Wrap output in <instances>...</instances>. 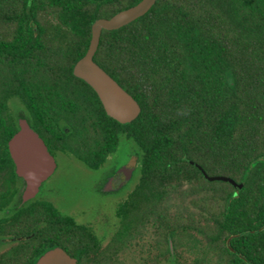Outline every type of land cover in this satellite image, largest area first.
Here are the masks:
<instances>
[{
	"label": "trees",
	"instance_id": "obj_1",
	"mask_svg": "<svg viewBox=\"0 0 264 264\" xmlns=\"http://www.w3.org/2000/svg\"><path fill=\"white\" fill-rule=\"evenodd\" d=\"M139 1L0 0V160L13 166L9 140L20 116L55 156L92 169L125 137L139 150L135 188L144 192L135 204L179 200L175 218L162 221L164 257L171 236L176 264H212L207 254L247 264L226 245L240 233L230 244L264 264V0H157L130 23L103 29L94 58L141 105L136 119L121 123L73 67L89 48L93 22ZM203 170L243 186L209 180ZM76 227L52 201L20 209L0 220V234L18 237L0 264H35L54 244L76 256Z\"/></svg>",
	"mask_w": 264,
	"mask_h": 264
},
{
	"label": "flooded vegetation",
	"instance_id": "obj_2",
	"mask_svg": "<svg viewBox=\"0 0 264 264\" xmlns=\"http://www.w3.org/2000/svg\"><path fill=\"white\" fill-rule=\"evenodd\" d=\"M16 103L20 105L19 102ZM20 107L23 110L22 105H20ZM13 110L15 113H18L15 108H13ZM17 131L18 129L16 132ZM79 161L88 169L94 171H102V166L105 164L104 163L99 169H92L83 160ZM69 165L71 164L66 165L64 169L69 170ZM58 168L59 160H57L56 156V168L52 175L39 185L34 195L25 197L24 193L27 182L23 177L18 175L15 160L13 159V166L6 164L4 160H0V220H10L17 211L27 208L34 203L52 201L64 215L70 216L74 220L78 230L79 245L76 256L70 254L59 244H54L49 248L61 246L67 253L76 259L77 264H115L116 255L117 259L121 261V264H176L177 256L172 237H168L171 250L170 257L167 255H165V257L163 256L160 243L162 234L161 225L164 216L165 219L175 218L179 203L176 195L160 201L161 203L165 202L167 204L166 206L158 204L156 206L151 205L146 207L145 205L135 204L137 199H133V196L144 191L135 188L138 181L134 188L124 189L133 179L134 174L132 175L131 170L134 168L128 167L126 164H121L116 168L112 165L108 166L106 168L107 172L103 171L104 174L98 178L97 176L94 177L92 174L89 175L85 183L77 187L75 192L77 191L80 195L86 194L91 196L90 203L83 202L75 206L65 203L60 204L58 201L55 202L56 200L54 197L59 196L62 191H65L66 186H64L63 189V186L55 182L53 184H47V181L57 172ZM64 185L66 184L64 183ZM99 193L104 195H115L116 206L109 207L107 204H99L97 198ZM167 209L170 214L167 213ZM163 211L166 212L165 215H163ZM122 226L124 228L122 243L120 244V242H117L115 244L114 238ZM131 226L134 227V230L139 229V232L136 233H139L140 236H135L136 233L134 230L133 232L131 231ZM84 233L87 235L89 234V236L83 238L82 236ZM131 234L135 235L131 236ZM17 238L18 237H14L12 234H0V252L11 248ZM87 243L91 245V248ZM226 245L230 249L228 239ZM234 249L236 252L230 250L239 257L240 260L247 264H257L250 261L246 256L237 251L236 248ZM205 257H207L208 260L212 258L214 260L212 264H229L227 260H234V256L227 254H207ZM208 264L211 263L209 262Z\"/></svg>",
	"mask_w": 264,
	"mask_h": 264
},
{
	"label": "water",
	"instance_id": "obj_3",
	"mask_svg": "<svg viewBox=\"0 0 264 264\" xmlns=\"http://www.w3.org/2000/svg\"><path fill=\"white\" fill-rule=\"evenodd\" d=\"M157 0H140L138 3L120 10L109 18H97L92 24V37L89 48L73 67V74L86 81L97 92L107 114L121 123H130L141 112V105L113 76H111L94 58L98 49L103 29L120 28L138 17L144 15ZM10 153L15 160L17 173L27 182L25 197L37 192L39 185L47 179L56 168V156L49 149L41 135L32 127L29 120L22 116L18 120V131L9 140ZM200 167V165H198ZM209 180H227L237 188L243 183H237L225 175L210 176L203 170ZM254 232V230L245 231ZM228 238L230 245L232 238ZM35 264H77V261L61 246L47 249L40 254Z\"/></svg>",
	"mask_w": 264,
	"mask_h": 264
},
{
	"label": "rangeland",
	"instance_id": "obj_4",
	"mask_svg": "<svg viewBox=\"0 0 264 264\" xmlns=\"http://www.w3.org/2000/svg\"><path fill=\"white\" fill-rule=\"evenodd\" d=\"M16 109V112H22V108L20 105H16L14 107ZM122 140L121 145L119 146L118 150L110 155L105 162L104 166H102V171H94L88 169L85 165H83L82 162L79 161V159L70 156L65 153H59L57 156V160H59V168L57 172L47 181V184H53L58 183L59 185L66 186L65 191H62V193L54 197L56 200L55 202H59L60 204L65 203V204H71V205H77V204H82L83 202L85 203H90L91 201V196L86 195V194H79L75 190L77 187L83 183H85L86 178L89 175H94L100 177L104 172H107L106 168L108 166H114L115 168L118 167L121 164H126L128 167H133L132 169V175L133 179L124 187L125 190L127 189H132L136 185L138 179H139V164H140V159H139V150L137 145L135 144L134 141L128 140L125 137ZM68 164L69 165V170L64 169V167ZM82 167H81V166ZM104 171V172H103ZM64 183L66 185H64ZM53 198V197H51ZM98 202L99 204H107L109 207L116 206V196L109 194V195H104L99 193L98 195Z\"/></svg>",
	"mask_w": 264,
	"mask_h": 264
}]
</instances>
